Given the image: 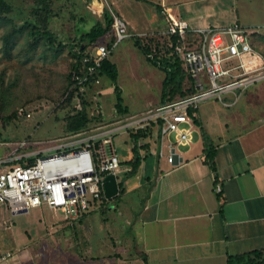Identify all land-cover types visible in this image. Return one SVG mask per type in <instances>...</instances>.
I'll list each match as a JSON object with an SVG mask.
<instances>
[{
    "label": "crops",
    "instance_id": "obj_1",
    "mask_svg": "<svg viewBox=\"0 0 264 264\" xmlns=\"http://www.w3.org/2000/svg\"><path fill=\"white\" fill-rule=\"evenodd\" d=\"M143 1L148 3L147 0H130L136 7L133 12L140 18L135 23L128 0H110L115 15L123 19L129 33L135 35L125 40L160 72L159 92L153 102L137 105L127 102L123 87L117 85L126 111L120 115L114 108V86L109 79L101 77L90 92L98 98L104 123L139 115L161 105L163 68L158 62L154 63L153 56L146 57L135 43L137 38L163 36L167 26L165 12L196 29L224 27L235 22L245 27L264 25V22L244 23L238 14L237 0H150L149 17L140 7ZM114 39L112 32L100 45L107 46ZM120 43L107 58L117 72V60L122 55L114 50ZM254 43L264 53V33ZM130 46L129 54L133 53ZM105 79L109 88L103 85ZM214 100L217 108H210L214 103L208 99L195 115L210 140L215 173L203 161L206 148L194 125L192 142L177 150L179 160L173 165L166 160L167 144L173 137L161 139L158 129L153 128L146 140L149 151L146 157L141 155L136 176L125 181L121 205L122 210L128 205L129 211L125 214L124 234L134 245L138 264H226L227 256L264 250V80L245 90L222 94L221 99L213 98L212 102ZM143 142L140 140L138 146L143 147ZM148 159L151 164L146 172L143 168ZM124 166L122 179L129 170ZM216 185L221 187L219 194L214 191ZM142 256L147 258L146 262Z\"/></svg>",
    "mask_w": 264,
    "mask_h": 264
},
{
    "label": "rangeland",
    "instance_id": "obj_2",
    "mask_svg": "<svg viewBox=\"0 0 264 264\" xmlns=\"http://www.w3.org/2000/svg\"><path fill=\"white\" fill-rule=\"evenodd\" d=\"M94 1L53 0L54 12L48 31L54 41L50 45L41 40L31 52H28L29 45L34 42L26 31L11 40L13 47L9 53L3 50L2 37L11 30L6 20L12 19L16 27L22 26L25 19L32 24L35 22L30 14L33 0H15L14 12L0 21V159L9 154L10 143L29 138L39 143L36 147L47 148V141L65 134L61 121L65 112L59 108V103L64 97L71 72V47L79 43L76 30H88L95 22L107 19L112 25L113 18L105 2ZM106 1L113 10L110 0ZM143 2L140 7L149 17L152 13L150 0ZM129 5L133 22H139L140 18L133 12L134 2ZM237 10L244 23L264 22V0H237ZM80 19L85 23H80ZM130 38H135V35ZM148 38H154V42L143 38L139 43L153 49L155 45L156 48L167 45L165 36ZM129 46L130 43L125 40L114 50L117 55H122L117 60V85L121 84L123 96L131 104L153 102L159 92L160 72L131 46L133 53L129 54ZM126 51L129 57L124 55ZM228 64L230 62L223 63V67ZM103 85L109 88L108 80H103ZM212 100L214 105L210 108H217L216 100ZM20 107L36 110L31 119L9 120ZM147 138L143 139L144 142L141 140L142 157H146L149 151ZM113 145L121 162L119 183L125 170L124 162L130 156L129 135H116ZM150 164L151 159H148L143 168L146 172ZM122 195L89 214L90 218L74 221L45 206L12 215L6 205H0V264H138L134 245L124 234L127 228L125 214H128L129 208L127 205L122 210ZM3 257L6 258L1 261Z\"/></svg>",
    "mask_w": 264,
    "mask_h": 264
},
{
    "label": "built area",
    "instance_id": "obj_3",
    "mask_svg": "<svg viewBox=\"0 0 264 264\" xmlns=\"http://www.w3.org/2000/svg\"><path fill=\"white\" fill-rule=\"evenodd\" d=\"M103 1L113 18L114 42L111 47H88L82 54L81 67L70 72L71 88L78 89L85 97L91 124L78 132L50 139L47 148L36 147L39 143L29 138L9 144V154L0 159V205H6L12 215L45 206L74 221L100 210L107 201L102 185L104 178L115 175L117 179L119 174L121 162L113 145L116 135L156 126L161 139L173 137L167 144L166 159L173 165L179 160L177 150L192 142L194 129L189 110L195 112L208 99H221L222 94L245 90L264 80V53L254 43L264 33V25L245 27L235 22L224 27L196 29L165 12L167 26L163 36L176 38L173 54L183 61L186 72L195 79L196 93L139 115L104 123L98 98L90 92L92 86L100 83V78L91 79L112 48L131 34L126 22ZM151 56L147 57L151 59ZM225 62L230 64L224 68ZM67 96L66 93L59 106ZM82 108L81 100L75 96L71 113ZM35 110L20 107L16 111L17 119H31ZM214 191L219 194L221 187L216 185Z\"/></svg>",
    "mask_w": 264,
    "mask_h": 264
},
{
    "label": "trees",
    "instance_id": "obj_4",
    "mask_svg": "<svg viewBox=\"0 0 264 264\" xmlns=\"http://www.w3.org/2000/svg\"><path fill=\"white\" fill-rule=\"evenodd\" d=\"M14 2L15 0H0V21L6 20L7 16L14 12ZM52 5L53 0H33V5L30 11L32 19L35 20L33 24L30 22V20L25 19L22 26L16 27L12 19L6 20L5 22L10 23L11 30L2 37L3 50L9 53L13 47L11 45V40L16 35H19L25 31L27 32L28 37H31L34 42L33 45H29L28 52L33 51L38 42L41 40L47 41L48 44L51 45L54 41V37L48 31V24L51 21L54 12ZM38 22H40L39 27L37 26ZM80 23L85 22L83 19H80ZM112 32V25L109 24L108 19L105 22H95V24L88 30L83 28L77 29L76 36L79 38V43L77 45H72L71 47L70 52L72 61L70 65V71H72V69L81 67L82 54L88 47L93 49L94 47L100 45L102 43L100 40H102L106 35L112 34ZM165 38L167 39V45L164 46V48H156L155 45V48L153 49L149 45L140 44L139 42H141L142 39L137 40L136 43L146 57L148 55H152L155 59L154 63L157 64L158 62L163 68L162 70L165 74V77L162 82L161 104L173 102L176 99L184 98L196 93L195 79L186 72L183 61L173 54L172 46L176 38L174 36H165ZM146 39L150 40V42H154V38ZM112 43L113 41L108 43L107 47H110ZM78 52L81 54H77ZM117 75L118 74L115 65L106 59L102 62L101 68L93 75L91 81L101 77H105L111 81L112 85L114 86L116 96V103L114 106L115 111L120 115H124L126 111L122 107L123 101L121 98L120 89L117 87ZM66 93L68 94L67 99L62 102L59 107L64 111L67 110L64 117L61 119L65 134L78 132L91 124V119L88 118L87 114L88 104L85 101V97L79 94L78 89L71 88L70 73L68 76L67 87L64 96ZM75 96L81 100L83 108L81 111L73 114L71 113V107L73 98ZM196 112L197 111L193 112L192 110H189L188 114L191 117L193 125L199 130L204 147L206 148L204 151L205 155L203 161L208 166V168L213 173H215L213 149L211 147L209 138L203 131V128L195 115ZM14 118L17 119L16 112H14L13 115H11L8 119L12 120ZM153 128L157 129L156 126H153L152 128L138 130L129 134L131 141L130 156L129 159L124 162V165L128 166L129 170L125 174L124 178L118 183L119 191L118 195L114 197V199L119 198V196L124 193L125 181L136 176L142 161V157L139 154V149L141 147L138 146V142L150 136ZM31 162L32 161H30V163ZM109 201L110 200H107L106 204H108ZM142 258L144 262L147 261L145 256H142ZM226 264H264V250H255L237 256H227Z\"/></svg>",
    "mask_w": 264,
    "mask_h": 264
},
{
    "label": "water",
    "instance_id": "obj_5",
    "mask_svg": "<svg viewBox=\"0 0 264 264\" xmlns=\"http://www.w3.org/2000/svg\"><path fill=\"white\" fill-rule=\"evenodd\" d=\"M102 185L106 200H111L118 195V182L115 175L106 176L102 182ZM21 213H26V212H20L18 214Z\"/></svg>",
    "mask_w": 264,
    "mask_h": 264
}]
</instances>
